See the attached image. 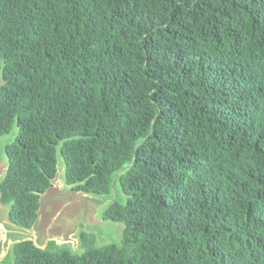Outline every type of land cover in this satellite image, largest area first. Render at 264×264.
Here are the masks:
<instances>
[{
    "label": "trees",
    "instance_id": "trees-1",
    "mask_svg": "<svg viewBox=\"0 0 264 264\" xmlns=\"http://www.w3.org/2000/svg\"><path fill=\"white\" fill-rule=\"evenodd\" d=\"M14 126L9 222L31 228L59 155L122 230L11 264H264V0H0V140Z\"/></svg>",
    "mask_w": 264,
    "mask_h": 264
},
{
    "label": "rangeland",
    "instance_id": "rangeland-1",
    "mask_svg": "<svg viewBox=\"0 0 264 264\" xmlns=\"http://www.w3.org/2000/svg\"><path fill=\"white\" fill-rule=\"evenodd\" d=\"M16 132V126L12 129V131L8 134H5L1 137L0 140V180L4 176L6 169V156L2 152V146L4 143L9 141L13 134ZM63 173H64V163L61 157L58 155L57 162V178L53 180L54 185L59 187L61 190V194L73 196V190L70 189L68 185H66L63 181ZM60 192V191H59ZM119 199L121 201L124 200V195L119 191ZM69 196H60L56 197L58 202H63L69 199ZM62 197V198H61ZM74 197V196H73ZM113 197V196H112ZM81 198V197H80ZM100 198V197H99ZM87 203L84 207L80 202L77 204H70L64 207L57 217V222L59 227L61 228H70L73 227L76 229L75 233L71 235L73 241L67 243H55L53 241H49L47 244V248L49 250H53L58 246L66 245L70 248L71 251L81 252L82 248L80 246V241L78 234L80 231H85L89 234H92L95 237L96 245L100 246L108 242L120 243L121 240V230L122 224L117 221H112L109 219L102 218V212L106 208V202L108 199L106 198H91L87 197ZM64 203L61 204L63 206ZM7 206L2 205L0 203V218L8 222L7 219ZM11 255L8 250L4 259L0 261V264H11Z\"/></svg>",
    "mask_w": 264,
    "mask_h": 264
},
{
    "label": "water",
    "instance_id": "water-1",
    "mask_svg": "<svg viewBox=\"0 0 264 264\" xmlns=\"http://www.w3.org/2000/svg\"><path fill=\"white\" fill-rule=\"evenodd\" d=\"M56 178L57 172L51 180V186L39 195L37 217L30 229L19 227L9 221L5 222L1 219L2 217L0 218V261L4 259L10 245L17 242L30 240L36 248L44 249L49 241H55L60 244L73 241L71 234L75 231L74 226L66 229L59 227L57 222L58 215H60L62 209L67 205L77 204L78 202L83 205L84 197L81 196L100 198L81 191H73L74 197L72 195H63L59 187L53 183V180ZM57 196H69V199L58 202ZM114 197L115 192H113L112 199ZM62 203H64L63 206H61Z\"/></svg>",
    "mask_w": 264,
    "mask_h": 264
},
{
    "label": "crops",
    "instance_id": "crops-1",
    "mask_svg": "<svg viewBox=\"0 0 264 264\" xmlns=\"http://www.w3.org/2000/svg\"><path fill=\"white\" fill-rule=\"evenodd\" d=\"M81 197H84V199H83V206L85 207L86 206V203H87V196H81ZM106 203H109L110 201H105ZM106 206H107V204H106ZM75 231H76V229H75ZM75 231L73 232V234L75 233ZM72 235V234H71ZM53 242H55V241H53ZM55 243H57V242H55ZM63 244V243H62Z\"/></svg>",
    "mask_w": 264,
    "mask_h": 264
}]
</instances>
